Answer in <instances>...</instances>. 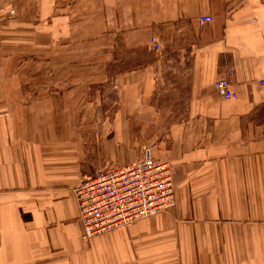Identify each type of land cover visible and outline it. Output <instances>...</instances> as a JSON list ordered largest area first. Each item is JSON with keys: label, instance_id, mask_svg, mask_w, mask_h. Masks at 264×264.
Segmentation results:
<instances>
[{"label": "crops", "instance_id": "0c3cea01", "mask_svg": "<svg viewBox=\"0 0 264 264\" xmlns=\"http://www.w3.org/2000/svg\"><path fill=\"white\" fill-rule=\"evenodd\" d=\"M185 27L197 35L187 115L154 150L176 206L86 242L74 189L126 162L129 119L153 116L162 61L115 74L111 120L91 122L89 81L69 74V56L91 41L149 52ZM229 73L232 101L214 88ZM261 81L264 0H0V264H264Z\"/></svg>", "mask_w": 264, "mask_h": 264}, {"label": "rangeland", "instance_id": "374dc122", "mask_svg": "<svg viewBox=\"0 0 264 264\" xmlns=\"http://www.w3.org/2000/svg\"><path fill=\"white\" fill-rule=\"evenodd\" d=\"M196 36V32L189 27L172 28L160 32L162 47L159 52H155L149 44L147 46L149 52L142 50L135 54H116L113 52V43L104 44L103 41H91L77 45L79 49H75L72 59L69 56V61L73 62V68L69 70V74H73L75 81H80L82 78H87L89 81L91 122L101 120V117L98 116H106V121L111 120L109 114L113 112L115 95L112 80L115 74L126 72L131 64L133 66L134 63H144L149 58L162 61L155 91L148 102L153 108V116L129 119L132 124V132L125 135L127 147L124 157L126 162L105 164L98 171L143 160L147 150H152L154 154V150L160 144L169 140L170 127L184 120L187 115L192 82L193 58L189 50ZM104 45L109 48L103 49ZM116 61L122 64L121 69L115 68ZM103 103H105L104 107ZM140 104L138 103V105ZM103 108L105 110L101 111ZM98 109H101L100 113H98ZM108 136L112 137V134H108ZM111 151V153L114 152L112 148ZM107 154L110 153L107 152ZM129 155L132 158L127 161Z\"/></svg>", "mask_w": 264, "mask_h": 264}, {"label": "built area", "instance_id": "2783aa9c", "mask_svg": "<svg viewBox=\"0 0 264 264\" xmlns=\"http://www.w3.org/2000/svg\"><path fill=\"white\" fill-rule=\"evenodd\" d=\"M213 22L212 17H202L201 25ZM150 46L161 50L156 38ZM229 73L216 81L214 88L227 101L237 95L230 83ZM264 86V81L260 83ZM1 119V114H0ZM82 224V239L90 242L116 228L130 227L134 223L167 213L176 206L172 166L169 160H161L147 150L143 160L105 168L85 178L74 189Z\"/></svg>", "mask_w": 264, "mask_h": 264}]
</instances>
